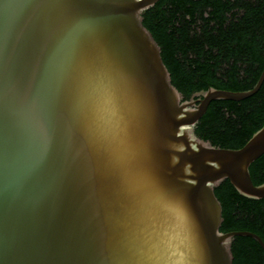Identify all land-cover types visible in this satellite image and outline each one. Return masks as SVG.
<instances>
[{
  "label": "water",
  "instance_id": "95a60500",
  "mask_svg": "<svg viewBox=\"0 0 264 264\" xmlns=\"http://www.w3.org/2000/svg\"><path fill=\"white\" fill-rule=\"evenodd\" d=\"M157 0H0V264H233L214 188L264 196L239 147L194 126L209 86L184 98L142 12ZM109 97L102 114L93 100ZM135 247L121 255L117 245Z\"/></svg>",
  "mask_w": 264,
  "mask_h": 264
},
{
  "label": "trees",
  "instance_id": "16d2710c",
  "mask_svg": "<svg viewBox=\"0 0 264 264\" xmlns=\"http://www.w3.org/2000/svg\"><path fill=\"white\" fill-rule=\"evenodd\" d=\"M161 48L172 83L188 98L209 86L244 90L264 68V0H157L142 12ZM264 124V77L244 98L212 99L194 130L223 147H239ZM264 181V153L249 165ZM222 206L221 231L250 230L264 242V196H245L228 178L214 188ZM233 264H264V249L249 235H234Z\"/></svg>",
  "mask_w": 264,
  "mask_h": 264
},
{
  "label": "snow or ice",
  "instance_id": "6c2138e0",
  "mask_svg": "<svg viewBox=\"0 0 264 264\" xmlns=\"http://www.w3.org/2000/svg\"><path fill=\"white\" fill-rule=\"evenodd\" d=\"M109 103V97L105 95L104 92H100L97 96L94 97L93 104L96 111L100 114V119L102 123V114L106 110V107ZM135 247V244L131 241H125L124 245H117L118 252L123 255L128 252H131Z\"/></svg>",
  "mask_w": 264,
  "mask_h": 264
}]
</instances>
